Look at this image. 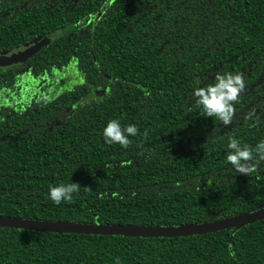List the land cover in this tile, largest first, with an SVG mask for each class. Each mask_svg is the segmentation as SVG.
<instances>
[{"label": "trees", "instance_id": "trees-1", "mask_svg": "<svg viewBox=\"0 0 264 264\" xmlns=\"http://www.w3.org/2000/svg\"><path fill=\"white\" fill-rule=\"evenodd\" d=\"M39 37L0 68L1 217L177 227L264 208V0H0V52ZM225 72L245 82L229 125L192 97ZM110 119L137 127L127 147L104 143ZM71 182V202L48 199ZM0 264H264V220L175 238L0 227Z\"/></svg>", "mask_w": 264, "mask_h": 264}, {"label": "clouds", "instance_id": "clouds-1", "mask_svg": "<svg viewBox=\"0 0 264 264\" xmlns=\"http://www.w3.org/2000/svg\"><path fill=\"white\" fill-rule=\"evenodd\" d=\"M197 80L192 87V97L195 105L206 117H212L224 125H229L233 118L234 105L238 102L240 93L245 88V82L239 73L225 72L215 74L212 80L200 86ZM137 134L134 124L122 126L118 119H110L102 129L104 143L118 144L122 147L129 145V138ZM229 151L225 154L226 161L239 174L249 175L254 171L253 151L246 144H241L236 138L229 137L227 142ZM256 159L264 161V139L255 146ZM78 184L59 183L48 189V199L55 205L61 202H71Z\"/></svg>", "mask_w": 264, "mask_h": 264}, {"label": "water", "instance_id": "water-1", "mask_svg": "<svg viewBox=\"0 0 264 264\" xmlns=\"http://www.w3.org/2000/svg\"><path fill=\"white\" fill-rule=\"evenodd\" d=\"M47 42V39L38 38L34 44L25 45L24 50H8L0 52V68H6L13 64L26 62L34 53H37ZM264 220V208L241 216L219 220L211 223L190 224L177 227H144L134 225H97L68 223L65 221H39L24 220L0 216V227L10 229H23L26 231L42 233H73L85 235L102 236H124V237H188L194 235H205L218 231L233 229L239 230L247 225Z\"/></svg>", "mask_w": 264, "mask_h": 264}, {"label": "flooded vegetation", "instance_id": "flooded-vegetation-1", "mask_svg": "<svg viewBox=\"0 0 264 264\" xmlns=\"http://www.w3.org/2000/svg\"><path fill=\"white\" fill-rule=\"evenodd\" d=\"M75 2L77 1V0H74ZM90 2L92 1V0H89ZM39 38H44V39H47V40H49V37H39ZM38 39V38H37ZM37 39H32L31 41H28V43H26V44H23L22 46H21V48H19V49H14L15 51H21V50H24V46L25 45H28V44H30V45H32V44H34V41L35 40H37ZM13 50V49H12ZM12 66V65H11ZM10 67V66H9ZM7 68V67H6Z\"/></svg>", "mask_w": 264, "mask_h": 264}]
</instances>
